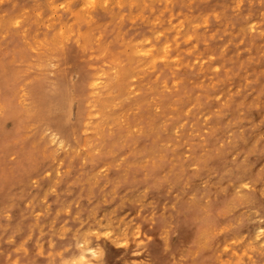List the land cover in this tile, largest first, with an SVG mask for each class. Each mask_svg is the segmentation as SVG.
I'll list each match as a JSON object with an SVG mask.
<instances>
[{"label":"rangeland","instance_id":"374dc122","mask_svg":"<svg viewBox=\"0 0 264 264\" xmlns=\"http://www.w3.org/2000/svg\"><path fill=\"white\" fill-rule=\"evenodd\" d=\"M149 2L0 0V67L13 77L7 94L0 82V116L4 94L15 105L29 101L38 70L31 62L49 54L44 41L55 59V34L77 35L80 19L91 49L108 48L105 33L121 29L136 52L128 75L118 82L112 71L99 88L97 124L82 148L47 149L28 122L0 135V181L8 180L0 187V264H67V247L49 246L50 236L67 235L73 252L104 242L117 254L131 249L121 264H152L145 247L176 242L179 212L188 238L177 256L163 250L155 264H264L263 229L254 233L244 212L252 195L264 197V0H153L151 16ZM164 45L167 61L158 55ZM16 211L27 225L14 222ZM30 247L43 255H29Z\"/></svg>","mask_w":264,"mask_h":264},{"label":"bare ground","instance_id":"6f19581e","mask_svg":"<svg viewBox=\"0 0 264 264\" xmlns=\"http://www.w3.org/2000/svg\"><path fill=\"white\" fill-rule=\"evenodd\" d=\"M150 2L153 3V0H150ZM150 2L148 3V9L151 8L149 16L155 15L154 8H152L153 5L150 6ZM171 17V11L169 14H164L165 24L172 19ZM73 18L80 19L77 13H73ZM90 20L93 21L92 18ZM90 20H86L85 22H89ZM146 20L147 18H145ZM185 20L186 18L182 21ZM95 22L97 23L98 31H102L103 24L99 21ZM61 23L64 22L61 21ZM181 24L182 22L179 20L177 26L172 27L176 34L180 32ZM76 25L82 30L77 35V29L74 30L71 25H68V29L72 28L73 33L69 37L61 30L55 34L56 38L59 39V44L55 48V59L53 60V50L50 48L51 44L47 39L44 41L49 54L44 58H38V60L31 62L38 70L35 73V82L31 86L30 94L29 92L27 93L29 101L26 105H15L13 102L6 101L5 97L10 91L9 85L13 81V77L5 66L0 67V75L8 73L5 78L0 79V82L4 85V92H7L2 97L3 103H1L0 135L11 134L12 137L14 136L12 134H16L24 126L25 122H28L37 142L47 149L50 147V143L51 148L54 150L66 145L76 146L79 149L86 145L87 129L88 127L94 128L96 126L97 123L94 116L97 111H100L96 106H101L100 102L103 101L100 97L99 88L105 83L106 86L109 84L111 80L110 73L112 71H115L114 75L118 77V82L128 75L126 72L127 65L135 61L132 56L136 55V52L133 51L129 54L127 44L125 46L122 40L119 39V35L124 40L126 37V32L121 29H119V35L111 32L105 33L104 37H106V41L108 42V48L99 45L93 50L88 44L87 33H89V27L87 24L80 19ZM167 51V45L159 49L158 55L163 57L165 61L168 60ZM144 54L148 55V50H144ZM48 62L55 64L57 68L49 69ZM61 64L67 66L68 69L66 70L65 67L61 68ZM156 174L153 178L154 180L156 179ZM225 176L222 175L220 179ZM7 182L0 181V187H5L8 184ZM3 194L1 192V195ZM250 200L249 208L244 211L247 223L249 227H252L253 232L263 229L260 238L264 240V197H258L254 194ZM161 202L160 199H157L155 206L160 205ZM177 218L178 224L182 223V228L178 232L175 243L170 238L162 245L150 241L151 243L145 247V253L151 257L152 264L165 260V256L167 257V255H161L163 250H166L169 253L168 256L173 258L178 253L180 246L188 238L189 225H187L185 217L179 212ZM258 218L263 219V223L260 226L256 223V219ZM14 222L22 226L27 225L19 211H16ZM79 228L83 234L84 227L80 226ZM108 230L109 227H107L106 231ZM259 235L260 233L258 232L256 236L259 237ZM37 236L39 241L42 242L44 238L42 234ZM49 238V246L51 248H56L59 245L67 247V252L70 256L67 264H73V260H77V264H100V262L104 263L106 261H111L113 264H121L122 262H126L131 250L127 248L121 254H117L113 252L112 246L102 242L93 248L86 246L82 247L81 251L73 252L74 243L69 235L61 242L56 241L52 236ZM85 249H89L88 253L85 252ZM36 251L34 247L28 249L29 255H43L41 252ZM9 253L10 250L7 249L2 255H9ZM97 253L102 255L99 260L94 258ZM122 258L126 260H121Z\"/></svg>","mask_w":264,"mask_h":264}]
</instances>
